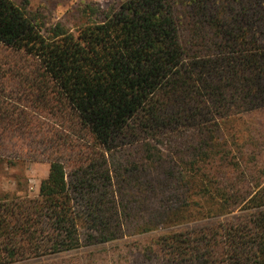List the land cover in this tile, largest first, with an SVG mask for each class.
Masks as SVG:
<instances>
[{"label": "trees", "instance_id": "obj_1", "mask_svg": "<svg viewBox=\"0 0 264 264\" xmlns=\"http://www.w3.org/2000/svg\"><path fill=\"white\" fill-rule=\"evenodd\" d=\"M88 10L94 19L71 31L0 0V150L14 138L29 143L34 125L3 96L29 97L61 123L32 149L50 163L37 197L0 198V264L115 239L129 205L114 198L108 154L141 138L152 154L150 140L163 145L187 129L200 139L181 148L186 182L214 203L201 205L212 217L148 242L146 259L264 264V181L222 130L225 119L264 107V0H123Z\"/></svg>", "mask_w": 264, "mask_h": 264}, {"label": "rangeland", "instance_id": "obj_2", "mask_svg": "<svg viewBox=\"0 0 264 264\" xmlns=\"http://www.w3.org/2000/svg\"><path fill=\"white\" fill-rule=\"evenodd\" d=\"M13 1L25 4L29 13L47 27L61 23L75 31L80 24L94 19L89 7L105 8L118 5L123 0ZM3 54L13 60L18 59L10 51L4 50ZM0 95H3L2 88ZM2 99L27 112L34 125L30 142L18 143L27 148L26 155L12 152L13 147L18 146L15 144L17 139L12 144L15 138L6 141V146L0 150V198L37 197L40 182L47 177L50 163L41 150L32 152V149H39L36 139L49 130H60L61 123L36 106L29 97L17 94L13 99L5 96ZM222 130L233 147L239 146L243 167L252 168V172L264 181V107L225 119ZM199 133L198 130L187 129L169 134L163 139V145L150 140L155 147L150 151L152 154L143 147L147 138L119 146L108 154L115 176L112 178L114 198L116 201L122 199L124 207L129 205L128 217L123 219V227L115 239L60 253L34 255L14 264H149L145 250L148 242L172 231L205 223L212 217L201 205L204 203L208 209L214 203L209 199L206 201V193L186 182L192 173L188 170L187 159L181 157V148L187 144L194 145L200 139ZM18 155L21 157L11 159ZM183 176L185 181H182ZM242 211L239 207L232 213L224 212L215 217L224 218Z\"/></svg>", "mask_w": 264, "mask_h": 264}]
</instances>
